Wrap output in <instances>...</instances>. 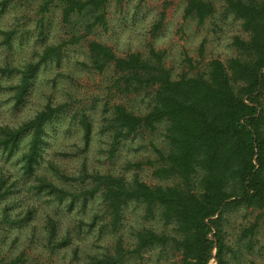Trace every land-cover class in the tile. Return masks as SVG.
I'll use <instances>...</instances> for the list:
<instances>
[{"label":"trees","instance_id":"16d2710c","mask_svg":"<svg viewBox=\"0 0 264 264\" xmlns=\"http://www.w3.org/2000/svg\"><path fill=\"white\" fill-rule=\"evenodd\" d=\"M224 1L225 12L240 21L246 37L233 38L235 55L225 62L211 59L192 75L180 73L173 77L162 60L163 52L153 48L147 55L132 52L119 57L97 40L87 45L90 63L96 70L112 66L116 74L113 84L118 90L147 98V108L141 114L125 104L113 106L105 119L113 144L163 124L166 146H154L157 165L152 174L171 184L151 186L136 177L128 181L122 175L94 173L90 184L81 179L78 191L61 187L37 169L46 144L45 124L62 111L60 104H45L16 126L0 124V221L24 223L32 218L34 206L26 196L28 189L50 194L58 203L68 201L69 207L75 202L84 206L98 197L114 229L124 223L129 205H142L146 216L155 218L158 214L173 232L143 227L136 230L131 249L125 250L119 237L113 254L93 256L90 264H124L126 254L140 258L142 252L156 246H169L179 253L178 264H230L226 252L234 253L221 238L226 215L239 207L252 208L258 210L264 222V0ZM8 3L1 0L0 10H5ZM108 3L41 0L39 25L56 6L64 22L74 17L85 34L95 27L106 30ZM214 10L210 0H187L184 16L200 25ZM1 34L2 44L10 45L13 31L1 29ZM61 56V47L51 44L21 69L0 67L1 73L16 78L7 86L14 106L24 102L39 66L50 61L57 64ZM4 86L0 83V88ZM79 125L87 142L92 131L89 117L81 114ZM24 136L28 139L25 149H21ZM12 159L13 163L6 165ZM47 165L53 174L66 177L59 166L50 161ZM80 172L88 176L84 163ZM16 205L20 209L12 211ZM44 226L50 241L56 234L57 221L47 216ZM254 228L251 225L242 232L252 235ZM67 240L68 236L63 235L55 244L64 246Z\"/></svg>","mask_w":264,"mask_h":264},{"label":"rangeland","instance_id":"374dc122","mask_svg":"<svg viewBox=\"0 0 264 264\" xmlns=\"http://www.w3.org/2000/svg\"><path fill=\"white\" fill-rule=\"evenodd\" d=\"M7 1L5 10H0V67L21 69L29 61H35L43 47L51 44L61 47L60 62L39 66L24 102L18 107L14 106L12 91L7 88L16 78L0 72V83L5 85L0 88V124L16 126L45 104L62 105L60 114L45 124L46 144L38 171L47 173L70 192L79 190L81 179L90 184L94 173L122 175L128 181L136 177L151 186L171 184L172 181L152 174L157 165L154 146L161 149L166 146L163 124L154 131L120 138L113 144L111 129L105 125L113 106L125 104L135 114H141L147 108V98L118 90L113 84L116 74L112 66L96 70L90 63L87 45L97 40L119 57L132 52L147 55L153 48L163 52L162 60L173 77L180 73L192 75L211 59L225 62L235 55L233 38L246 37L240 21L225 12V1L210 0L214 13L198 25L191 17L184 16L187 0H123L121 3L109 0L106 30L95 27L88 34L74 17L71 22H64L56 6L44 15L40 26L41 0ZM1 29L13 31L8 46L1 42ZM81 114L88 116L92 125L87 142L79 125ZM27 139V136L22 138L21 149H25ZM49 161L59 166L66 177L53 174L47 165ZM83 163L86 177L80 175ZM24 182L28 185V180ZM26 196L34 206L32 218L24 223L0 221V264H13V261L14 264H90L93 256L113 254L119 237L123 248L131 249L136 230L143 227L173 232L172 226L165 225L158 214L155 218L146 216L142 205H129L124 223L114 229L98 197L84 206L75 202L69 207L68 201L58 203L50 194L28 189ZM19 209L20 205H16L12 211ZM47 216L57 221L56 234L50 241L44 226ZM251 225L255 226L253 234L244 235L243 229ZM63 235L68 236L67 244L56 245ZM221 238L234 253L226 252L230 264H264V222L258 217V210L239 207L229 212L222 222ZM126 259L124 264H178L180 254L169 246H156L142 252L140 258L126 254Z\"/></svg>","mask_w":264,"mask_h":264}]
</instances>
